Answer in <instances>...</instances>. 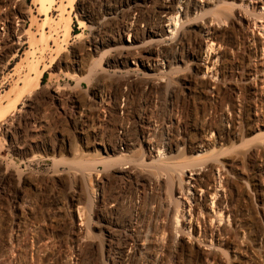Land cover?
Masks as SVG:
<instances>
[{
	"label": "rangeland",
	"instance_id": "374dc122",
	"mask_svg": "<svg viewBox=\"0 0 264 264\" xmlns=\"http://www.w3.org/2000/svg\"><path fill=\"white\" fill-rule=\"evenodd\" d=\"M54 1L45 20L38 0H0V264H264V39L251 26L264 4L201 0L189 24L216 28L209 57L218 62L183 54L206 60L198 29L182 43L184 63L150 73L130 70L131 52L110 67L108 48L93 52L97 23L121 0ZM137 114L146 126H169L173 143L159 161L130 146L140 139ZM224 129L232 135L219 138ZM103 139L120 160L100 163ZM197 150L207 156L189 168L204 191L194 205L174 166ZM177 210L186 215L179 229ZM129 218L134 225L110 239L109 227ZM144 235L147 247L135 250ZM109 239L132 250L112 260Z\"/></svg>",
	"mask_w": 264,
	"mask_h": 264
},
{
	"label": "bare ground",
	"instance_id": "6f19581e",
	"mask_svg": "<svg viewBox=\"0 0 264 264\" xmlns=\"http://www.w3.org/2000/svg\"><path fill=\"white\" fill-rule=\"evenodd\" d=\"M73 1L74 0H69L70 3H72ZM54 2H55L54 0H38V6H39L38 9L40 12L43 13V16H45V20H47L49 18V13L51 12L50 10H51L52 4ZM200 2H202V1L201 0H123V1L121 0V3L118 5V7H115L114 9H109L106 12L105 17H103V20L101 22L97 23V26L95 27L97 34L95 36V40L93 41V49H94L93 52L101 53L102 49L108 48L107 51L102 52V55H103V53L105 54V52L108 53V58H110V60L107 62L108 67H110L113 64H116V66L118 64L119 65L120 64L125 65L126 64V54H129L131 52L132 59L135 60L133 62V65L137 66V68L136 69L131 68L130 70L141 72L143 69L146 72L149 71L150 73H153L155 71H158L159 69L164 70L166 67L171 68L172 64H176L180 61L183 62V59H182L183 57L180 55V50L182 49V45L184 44L183 41H185L189 36H191L193 33H195L194 31L201 29V31L204 32L203 36H204V42H205V47H206L205 53H208V56L205 57L206 60L203 58L202 54L201 55L195 54L194 51L192 53V51L188 50V49H185L183 54H185V56H187L188 54L191 56H194L198 61H204L205 64L208 63L209 65L214 67L216 62H218V60H219V54L215 53L214 55L209 57V53L212 51L216 52V50H217V49H214V47H215L214 46L215 29L216 28H213L208 23L202 24L200 22L198 23L195 21H194L195 23L192 22L191 25L189 24L190 14L192 12H197V10L199 8L201 9L200 5H202V4ZM255 2H257V4L258 3L264 4V0H257ZM199 3H200V5H199ZM259 10H261V12L264 13V6L261 7V9H259ZM144 14H146L145 19L147 18V20H146L147 25L145 27L140 28L139 23L142 21V19L140 17H143ZM86 17L89 18V16H86ZM258 17H259L258 21H260V22H258L259 24L257 22H254L253 25H251V26L257 27L259 29L258 31L262 35V38L264 39V24H263L264 23V14H261V17L259 14ZM140 19H141V21H140ZM192 19H191V21H192ZM194 19H196V18H194ZM185 22H188V23H186L187 25L184 26ZM165 23H167V25H164ZM109 27H110V29H109ZM164 27L167 28L168 31L165 30ZM66 28L68 31H71L70 24H67ZM124 35L128 36V40L124 41ZM105 37H107V38H105ZM166 41H170V46H168V44H166ZM124 42H126L127 44H123ZM189 49H190V47H189ZM261 49L264 50V47H262ZM168 52L172 56V58L170 55L166 54ZM117 53H118L117 56H119V57L116 56ZM102 55H101V57H102ZM74 59H75V61H74ZM74 59L72 61L71 66H73L76 69L80 68L78 61H77L76 54H74ZM257 61L259 62L260 67L264 71V58L257 59ZM195 65H197V64H195ZM205 69L207 70V69H209V67L207 65H205ZM128 73H131L130 75L127 74L128 77L134 76V73L132 71H130ZM145 75L149 76V77L155 76V75H150L149 73H146ZM215 75H216V73H215ZM257 77H258V81L261 83V86L259 87V91L263 92V94H264V73L262 75L257 76ZM186 82H190V81H188V79H183L182 85L184 88H187V86H185ZM37 88H39L38 84H37ZM213 89H215V88H213ZM54 91H55V93L58 94V90L55 89ZM94 96L100 97V95H98V93H94ZM138 119H139V122H138L139 128H141L140 125H142V128H143V123H145L144 118L139 117ZM261 126H263V125H261ZM159 131L160 130H158L157 132H159ZM154 132H155V130H153V128L150 125L146 126L145 128H143V130H141L140 139L136 140V141H131L130 146L131 145L135 146L139 142L141 144V146L144 147V149H146L149 146L158 147V146L163 145V146L169 147L173 143V140L171 138H165L163 141L162 140L160 141L159 139L156 138V136L153 135ZM213 132L214 131L211 128H209V130H206V135L208 136V135L212 134ZM221 135H225L228 137V136H231L232 133L228 132V131H226V129H224L222 132L218 133V137L222 138ZM111 144H112L111 142L104 140V139L99 143V145L101 146L100 150L103 152V154H100L102 156L101 157L102 161L100 160V163H102V164L104 163L103 159L106 161L108 160V162H112V160L113 161H116L117 159L120 160V158L123 156V155H112V156H110L109 153L112 150ZM141 146H139V147H141ZM121 147H123V146H120V149H121ZM132 148H136V147H132ZM95 154H97L96 151H95ZM158 154H160V153H157V155H155L153 157L158 156ZM206 156H207L206 150H197L192 155L189 156V159H190L189 163L176 165L177 167L174 166L177 169L182 168L180 170L181 173L179 174L178 177H179L180 182L181 181L184 182V184H185L184 190L185 191H188V189H189L188 187H186L187 182L185 179H188V178L193 176V174L189 173L191 171L189 168L191 166L192 167L195 166V164L200 167V165H202L201 163L205 162ZM161 158H162V156H161ZM156 161H157V159H156ZM105 163H107V162H105ZM127 168L128 167H125V168H123V170H125ZM120 170H122V169H120ZM122 172L125 173L124 171H122ZM211 200H213V198ZM99 201L100 200L96 199L94 201V205L98 204ZM179 205L181 206L180 203H179ZM111 207H113V206H111ZM178 210H177V214L179 216L173 215L175 217L174 223L177 227L181 224L182 219L186 218L185 217L186 215H184V214H186V213L190 214V213H188L187 210L184 211V214H182L183 212L181 213V211H178ZM222 210L219 209L218 211H215L214 216H216V218L219 220V222L221 220H223L222 219V215H223ZM174 214H176V213H174ZM223 217H224V215H223ZM225 217H226V215H225ZM227 218H229L228 215H227ZM132 220L133 219L129 218V220H127V224L125 226L122 224H119L118 222L115 221V225L112 227H109V228H111L110 231L108 230V233H109L108 235H109L110 239L112 236H114L113 232L120 231L122 228L127 229L128 227H132L134 225ZM179 227H183V226L180 225ZM179 227L177 229H179ZM146 236L147 235L139 236V239L137 238V241H136L137 247L136 246L134 247L132 245L135 248V250H137V251L139 250L141 252V250H144L145 247H147L148 240H147ZM226 240H224V241L221 240L223 242L222 245H225V246L228 245L227 241H229V239L227 241ZM260 241H262V240H260ZM115 243L116 242H113L112 240H110L108 243V255H109V258L112 260L121 257V255L124 253H128V252H126V250H128V251L132 250L131 246H129L130 244L128 245V247L123 246V248H121V247L119 248L118 246H115ZM261 249H263V252H264V242L262 243ZM231 251H234V250H231ZM129 253H131V251ZM214 260L215 259L210 260L209 264H215ZM140 264H142V263L140 262Z\"/></svg>",
	"mask_w": 264,
	"mask_h": 264
},
{
	"label": "built area",
	"instance_id": "2783aa9c",
	"mask_svg": "<svg viewBox=\"0 0 264 264\" xmlns=\"http://www.w3.org/2000/svg\"><path fill=\"white\" fill-rule=\"evenodd\" d=\"M138 116L141 117L140 115H138ZM140 126L142 128V125H140ZM145 127H146V125H145V123H143V128H145ZM143 128L141 130H143ZM152 128H153V130H155V132L153 133V135L156 136V138L159 139L160 141L161 140L163 141L165 138H171L170 132L168 130V128H169L168 125L161 126V127L152 126ZM158 130H160V131L157 132ZM164 132H165V137L164 138L163 137L162 138H159L157 136V134H159L160 136H162L164 134ZM165 147H168V146H163V145L162 146H158V147H156V146H149L146 149H144V151L145 150L147 151V153H148V155H149L150 158L157 159L158 160L161 157V155L163 154V151L166 150ZM168 148L170 149V146ZM120 150H124V149L121 147ZM157 153H160V154H158V156H156V157H153V156L157 155ZM198 179H199V177H198ZM186 182H187L186 187H191L193 189V191H194L192 193V195L194 196V205L199 204V202H201L202 197H203V193H204L203 189H201L199 187V185H198V187H196V184L191 185V182H195L196 183V179H192L190 177V178L187 179ZM181 198H183V200L185 201V204H186L185 207H187V211H188L190 208H189V203L186 201L187 200L186 196L185 195H182Z\"/></svg>",
	"mask_w": 264,
	"mask_h": 264
}]
</instances>
